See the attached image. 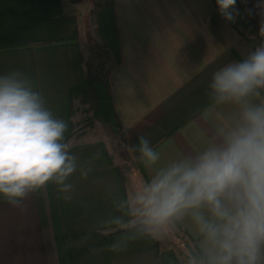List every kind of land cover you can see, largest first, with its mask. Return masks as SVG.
Masks as SVG:
<instances>
[{
	"label": "crops",
	"instance_id": "obj_1",
	"mask_svg": "<svg viewBox=\"0 0 264 264\" xmlns=\"http://www.w3.org/2000/svg\"><path fill=\"white\" fill-rule=\"evenodd\" d=\"M258 2L237 0L231 23L216 0H102L87 9L68 0H0V75L18 70L30 79L65 121L82 166L70 177L71 193L50 182L14 203L0 196V264H183L148 235L113 248L125 230L108 221L130 193L126 176L145 182L153 173L132 150L139 136L167 164L203 150L234 111L212 104L208 84L260 42ZM87 79L107 133L77 138L71 95Z\"/></svg>",
	"mask_w": 264,
	"mask_h": 264
},
{
	"label": "clouds",
	"instance_id": "obj_2",
	"mask_svg": "<svg viewBox=\"0 0 264 264\" xmlns=\"http://www.w3.org/2000/svg\"><path fill=\"white\" fill-rule=\"evenodd\" d=\"M216 3L234 23L237 0ZM254 7L262 18L260 42L208 84L212 104L234 111L203 150L167 164L160 165L147 137L137 138L132 150L153 173L115 202L118 215L108 223L125 235L113 248L187 229L194 240L183 249V264H264V0ZM66 128L23 72L0 75V196L14 203L50 182L72 192L70 177L82 166Z\"/></svg>",
	"mask_w": 264,
	"mask_h": 264
},
{
	"label": "rangeland",
	"instance_id": "obj_3",
	"mask_svg": "<svg viewBox=\"0 0 264 264\" xmlns=\"http://www.w3.org/2000/svg\"><path fill=\"white\" fill-rule=\"evenodd\" d=\"M94 2V3H93ZM102 0H81V3L78 4L81 9L90 8L93 5L100 6ZM237 8V6H235ZM89 12L87 11V14ZM86 14V15H87ZM89 17V16H87ZM88 19V18H87ZM88 30L89 27H88ZM90 102L84 101L82 104L74 103L75 108V137L81 138L85 135H106L107 130L102 127L99 123V119L97 115L93 112V109L96 108L93 96L89 95ZM128 189L131 192L136 186L143 183L139 177L138 173L135 175L132 174L130 176H126ZM162 241H164L165 245L171 250L175 251L180 257H183V249L189 243L188 240L182 235L179 231L176 233L175 237H162Z\"/></svg>",
	"mask_w": 264,
	"mask_h": 264
},
{
	"label": "trees",
	"instance_id": "obj_4",
	"mask_svg": "<svg viewBox=\"0 0 264 264\" xmlns=\"http://www.w3.org/2000/svg\"><path fill=\"white\" fill-rule=\"evenodd\" d=\"M71 4H80L81 3V0H68ZM232 23V22H231ZM232 27L233 29L237 32L238 35H242V33L240 32V30L234 26L232 24ZM90 84H89V81L87 79L86 81V84L85 86L80 89V90H77L76 92L72 93L71 95V102H77L78 104H82L84 103V101H86L87 103L90 102V99H89V94H90ZM93 112L97 115V117H99L98 115V110L95 108L93 109ZM121 231H117L115 233H120Z\"/></svg>",
	"mask_w": 264,
	"mask_h": 264
}]
</instances>
